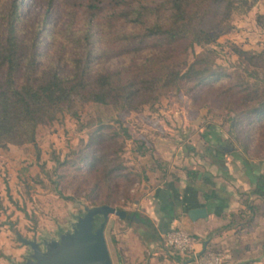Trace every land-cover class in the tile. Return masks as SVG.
Masks as SVG:
<instances>
[{
  "label": "rangeland",
  "instance_id": "rangeland-1",
  "mask_svg": "<svg viewBox=\"0 0 264 264\" xmlns=\"http://www.w3.org/2000/svg\"><path fill=\"white\" fill-rule=\"evenodd\" d=\"M9 1L0 0V6L6 8ZM85 2L23 0L20 38L29 39L44 14L48 21L39 32L36 47L41 52L39 69L57 61L63 72L70 69L66 59L76 53L70 38L74 30L84 26ZM258 14H264V0H237L228 31L212 44L195 46V68L211 61L251 81L253 77L247 75L246 68H256L262 75L264 60L253 57L257 61L253 64L248 59L250 52L264 51V16ZM233 46L248 52L238 56ZM124 59L110 58L97 65L108 69ZM260 84L264 86L263 82ZM224 104L211 95L195 96L188 89L162 92L136 110L73 99L53 118L37 125L34 141L0 146V264H28L35 260L31 243L45 253L47 245L71 234L78 217L93 205L89 186L93 177L114 167L117 171L112 205L127 214L135 212L144 222L108 214L103 234L112 264H135L127 258L129 249L135 247L133 240L141 239L148 252L152 248L149 241L156 238L150 221L146 222L154 192L183 167L194 165L204 172L212 167L216 175L210 177L211 181L220 190L227 188L229 165L235 175L246 179L234 169L229 156L232 149L238 153L240 166L245 163L239 156L250 162L263 161V168L264 127L255 130L244 151L228 133ZM99 123L104 124V137L113 132L116 135L101 142L92 141L97 159L91 169L83 156L89 150L91 132ZM64 159L66 164L58 165ZM106 191L105 185L100 186L96 198ZM168 249L177 255L173 248Z\"/></svg>",
  "mask_w": 264,
  "mask_h": 264
},
{
  "label": "trees",
  "instance_id": "trees-1",
  "mask_svg": "<svg viewBox=\"0 0 264 264\" xmlns=\"http://www.w3.org/2000/svg\"><path fill=\"white\" fill-rule=\"evenodd\" d=\"M236 1L86 0L82 5L84 26L74 30L70 38L76 53L66 59L70 64L66 72L58 61L38 68L41 52L36 47L40 30L48 24L46 14L35 24L36 32L24 39L19 37L24 20L23 0H10L6 8L0 6V146L34 141L37 125L53 118L73 99L136 110L162 92L188 89L195 96L211 95L213 100L225 103L228 133L240 142L244 151L248 150L255 130L264 127V86L260 84L264 83V72L260 75L256 68H246L247 75L253 77L251 81L211 61L195 68L198 62L195 46L212 44L228 31ZM233 50L238 56L248 52L238 46H233ZM250 54L248 59L253 64L257 62L253 57L264 60V51ZM119 57L125 59L111 68L97 65ZM103 127L99 123L93 129L87 144L89 150L83 156L91 169L97 159L92 141L101 142L116 135L113 132L104 137ZM216 150L223 152L218 147ZM229 153L238 157L235 149ZM239 158L254 181L250 192L263 198V161ZM66 162L64 159L58 165ZM182 170L186 177L183 192L189 196L181 202L188 208L196 192L194 184L202 176L198 177L197 167ZM116 171L115 167L108 168L93 177L89 184L93 205H112ZM102 185L107 191L96 198ZM95 219L93 227L103 217L98 214ZM138 221L144 222L141 218ZM208 250L219 249L202 251Z\"/></svg>",
  "mask_w": 264,
  "mask_h": 264
},
{
  "label": "crops",
  "instance_id": "crops-1",
  "mask_svg": "<svg viewBox=\"0 0 264 264\" xmlns=\"http://www.w3.org/2000/svg\"><path fill=\"white\" fill-rule=\"evenodd\" d=\"M229 156L235 171L246 175V179L235 175L229 165L227 188L220 190L211 181L210 177L216 175L212 167L208 173L200 170L198 177L202 179L194 184L196 192L188 208L181 202L189 196L183 192L186 177L182 169L155 190L148 220L156 238L149 241L152 248L148 252L141 239L133 240L135 247L127 255L130 263L189 264V257L176 251L173 255L162 237L165 230L180 227L195 236L196 250L227 252L224 264H264V197L250 192L254 181L249 169L243 163L240 166L236 156ZM196 207H204L206 215L191 218L188 211Z\"/></svg>",
  "mask_w": 264,
  "mask_h": 264
},
{
  "label": "water",
  "instance_id": "water-1",
  "mask_svg": "<svg viewBox=\"0 0 264 264\" xmlns=\"http://www.w3.org/2000/svg\"><path fill=\"white\" fill-rule=\"evenodd\" d=\"M98 214L103 220L93 227L95 216ZM108 214L139 219L134 214H127L126 210L110 204L86 207L84 213L78 217L73 232L62 236L58 243L47 245V252H42L38 246L31 243L35 260L28 264H112L103 234ZM188 214L191 218L205 216L206 210L204 207L191 208Z\"/></svg>",
  "mask_w": 264,
  "mask_h": 264
},
{
  "label": "built area",
  "instance_id": "built-area-1",
  "mask_svg": "<svg viewBox=\"0 0 264 264\" xmlns=\"http://www.w3.org/2000/svg\"><path fill=\"white\" fill-rule=\"evenodd\" d=\"M164 243L181 255L189 257V264H224L228 254L222 250H196L195 236L189 231L173 227L162 234Z\"/></svg>",
  "mask_w": 264,
  "mask_h": 264
}]
</instances>
